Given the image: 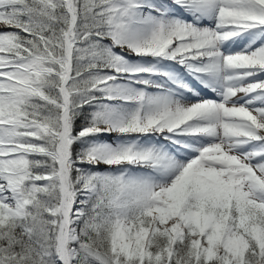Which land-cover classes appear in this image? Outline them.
Returning <instances> with one entry per match:
<instances>
[{
    "label": "snow or ice",
    "instance_id": "snow-or-ice-1",
    "mask_svg": "<svg viewBox=\"0 0 264 264\" xmlns=\"http://www.w3.org/2000/svg\"><path fill=\"white\" fill-rule=\"evenodd\" d=\"M0 264H264V0H0Z\"/></svg>",
    "mask_w": 264,
    "mask_h": 264
}]
</instances>
